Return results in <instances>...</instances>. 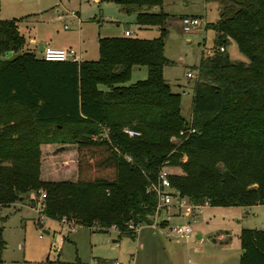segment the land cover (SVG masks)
Wrapping results in <instances>:
<instances>
[{"label": "trees", "instance_id": "16d2710c", "mask_svg": "<svg viewBox=\"0 0 264 264\" xmlns=\"http://www.w3.org/2000/svg\"><path fill=\"white\" fill-rule=\"evenodd\" d=\"M99 1L158 25L160 35L104 36L98 59L46 60L25 48L18 18H0V205L44 190L47 217L103 231L115 224L134 236L130 223L153 221L158 197L149 187L163 166L179 168L172 184L195 204L264 203V0H220L217 20L206 23L217 47L195 66L189 119L164 76L163 0ZM230 38L247 61L230 59ZM135 65L148 75L127 84ZM72 143L78 177H58L43 149ZM239 236V264H264V228L242 227Z\"/></svg>", "mask_w": 264, "mask_h": 264}, {"label": "rangeland", "instance_id": "374dc122", "mask_svg": "<svg viewBox=\"0 0 264 264\" xmlns=\"http://www.w3.org/2000/svg\"><path fill=\"white\" fill-rule=\"evenodd\" d=\"M219 5L220 0H163L162 9L167 13L165 54L171 60L164 66V76L172 89L182 94L181 110L188 119L192 114L195 66L202 54L217 47L216 32L206 23L217 20ZM71 10L78 13L77 17L69 14ZM58 12L64 14L63 19L56 18ZM191 15L200 17L203 24L193 31H185L183 17ZM28 16H35L36 20H27ZM12 17L19 19L20 28L28 38L46 30H51L59 39L68 35L69 43L80 48L85 59L99 58L100 37L125 35L127 28L132 30L133 36L160 35L158 25L139 24L135 13L123 12L120 5L112 1L0 0V18ZM64 23H68L70 29H64ZM225 50L230 59L247 61L233 39L225 43ZM13 54L10 50L4 57ZM147 75V66L135 65L127 84ZM50 146L43 149V165L49 166L53 160L58 177L76 179V145ZM62 154L68 156L62 158ZM168 169L179 171L177 167ZM37 200L40 201L38 195ZM18 203L20 205L0 206L4 239L0 248L1 264H97L98 259L101 264H115L117 260L121 264H239L240 229L264 228V203L249 206L206 204L200 212L193 211L190 215L184 209L178 212L173 207L162 210L160 216L153 219L156 225L144 223L134 236L77 223L72 227L31 208L29 197ZM168 213L174 215L170 222L162 219ZM183 221L193 226L190 238L169 234L171 225ZM198 234L201 237L198 238ZM189 258L193 262H189Z\"/></svg>", "mask_w": 264, "mask_h": 264}, {"label": "built area", "instance_id": "2783aa9c", "mask_svg": "<svg viewBox=\"0 0 264 264\" xmlns=\"http://www.w3.org/2000/svg\"><path fill=\"white\" fill-rule=\"evenodd\" d=\"M69 14L76 15L75 10L69 11ZM203 24L202 19L198 16L191 15V16H184L183 17V28L185 31H193L198 28L199 25ZM65 27H68L66 24ZM126 35H131L132 30L126 29L125 30ZM219 50H223L224 46H220L218 48ZM41 57H43L46 60H72L79 62L82 59V51L78 47L74 46H67V47H58V46H52V45H46L43 50L41 51ZM188 75L193 76L194 73L188 72ZM196 76V72H195ZM189 131H194L195 128L191 127L188 129ZM124 131L129 134L130 136L138 135L140 134V131L137 129H134L132 127H125ZM185 130H181V134H185ZM185 158V157H184ZM171 171L168 169V166H163L158 174V180L157 182H154L149 187L150 190H153L156 192L158 197L157 207L154 214L153 219L158 218L162 212V210L170 209V208H176V210L179 212V210H185L187 215L192 214L193 211L200 212L201 208L205 204H195L194 202L190 201L187 197L182 196L180 194V191L175 188L172 184L171 178H170ZM40 198V201L37 200V194L35 192H31L29 197L30 199H33L35 203H30L29 206L33 209H35L37 212H41V214L45 215L42 211L43 207V199L46 197V192L44 190L40 191V194L38 195ZM24 205V204H22ZM174 215L173 214H167L166 218L170 219ZM61 222L68 223L70 226H74L76 222L74 220H68L66 217H64ZM156 221H152L150 224L156 225ZM130 227L135 229V231L138 233L143 225L141 224H129ZM116 229V225L114 224L111 229ZM194 233V229L192 224L188 221H183L175 225L170 226L169 234L184 237V238H190ZM189 262H193L191 258H189ZM115 264H121L118 260L115 261ZM195 264V263H193Z\"/></svg>", "mask_w": 264, "mask_h": 264}, {"label": "crops", "instance_id": "0c3cea01", "mask_svg": "<svg viewBox=\"0 0 264 264\" xmlns=\"http://www.w3.org/2000/svg\"><path fill=\"white\" fill-rule=\"evenodd\" d=\"M94 1H97V2H100L99 0H94ZM77 12H76V15H72L74 17H77ZM34 19L36 20L35 16H28L27 17V20L29 19ZM56 18L58 19H63L64 18V14L62 13H59L57 14ZM68 25V27H65V25ZM19 28H20V25H19ZM64 29L68 30L70 29V26L68 23H64ZM129 29V28H127ZM126 30V29H125ZM20 31L22 32L21 28H20ZM23 33V32H22ZM24 36L26 37V45H25V48L26 49H30V50H33L35 51L38 55H40L39 53L43 50V48L46 46V45H52V46H58V47H67V46H73L69 43L68 41V35L63 38H58V36L54 35V33L51 31V30H46V31H43V32H39L37 35H29V38L26 36L25 33H23ZM99 40V39H98ZM53 43V44H52ZM42 48V50H41ZM82 51V50H81ZM83 53V51H82ZM14 55V54H13ZM192 116V114H191ZM191 118V117H190ZM30 198V197H29ZM25 201V200H24ZM24 201H20V202H24ZM15 204H18L20 205V203L15 202ZM1 206V205H0ZM162 219H167L166 216L163 217ZM172 218L170 219H167L169 222ZM96 226H93L91 228H95ZM114 229V228H112ZM117 230V229H115ZM45 232L48 231V233L50 232L49 230H44ZM118 231V230H117ZM198 238L201 237L200 234L197 235ZM223 235H221L222 237ZM117 239H114V241H116ZM99 258V257H98ZM97 264H101V259H98L97 260Z\"/></svg>", "mask_w": 264, "mask_h": 264}, {"label": "water", "instance_id": "95a60500", "mask_svg": "<svg viewBox=\"0 0 264 264\" xmlns=\"http://www.w3.org/2000/svg\"><path fill=\"white\" fill-rule=\"evenodd\" d=\"M41 50H42V48H41ZM149 223H151V222H149ZM48 232V231H47Z\"/></svg>", "mask_w": 264, "mask_h": 264}]
</instances>
